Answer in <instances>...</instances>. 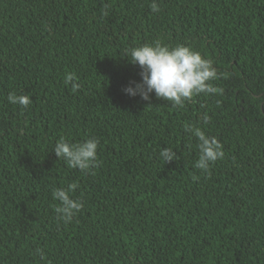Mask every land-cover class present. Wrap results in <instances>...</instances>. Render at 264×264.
Returning <instances> with one entry per match:
<instances>
[{"label": "trees", "instance_id": "obj_1", "mask_svg": "<svg viewBox=\"0 0 264 264\" xmlns=\"http://www.w3.org/2000/svg\"><path fill=\"white\" fill-rule=\"evenodd\" d=\"M156 39L211 60L222 91L126 95L127 50ZM187 126L223 145L209 173ZM62 137L99 140L94 174L55 156ZM0 264H264V0H0Z\"/></svg>", "mask_w": 264, "mask_h": 264}, {"label": "clouds", "instance_id": "obj_2", "mask_svg": "<svg viewBox=\"0 0 264 264\" xmlns=\"http://www.w3.org/2000/svg\"><path fill=\"white\" fill-rule=\"evenodd\" d=\"M152 10H159L156 3L152 4ZM127 53L131 57L130 63L138 65L142 71L141 81H131L124 89L126 95L139 96L150 104L154 94L157 99L170 101L171 106L175 108L183 107L194 95L216 94L222 91L211 83L219 78L213 62L202 57L200 52L190 46H171L163 43L161 39H156L128 49ZM64 83L70 85L73 91L80 87L78 77L74 73L66 74ZM7 100L21 108H27L32 103L29 96L15 93H9ZM204 119L207 120V117ZM185 131L198 140L200 154L194 166L202 173H209L211 165L224 158L222 143L216 137L206 135L199 127L187 126ZM99 143L96 137L87 138L80 143H71L62 137L55 144L53 152L58 159L65 160L68 167L94 174L91 170L98 166ZM160 157L165 163H169L176 160L177 154L169 148H163ZM77 188L76 183H71L66 188H54L52 191L53 199L60 202L55 208L57 218L64 223H70L84 206L81 200L73 199L70 195ZM35 254L41 258L44 256L40 248L35 250Z\"/></svg>", "mask_w": 264, "mask_h": 264}]
</instances>
